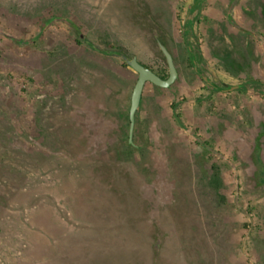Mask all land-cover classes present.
<instances>
[{"label": "rangeland", "instance_id": "obj_1", "mask_svg": "<svg viewBox=\"0 0 264 264\" xmlns=\"http://www.w3.org/2000/svg\"><path fill=\"white\" fill-rule=\"evenodd\" d=\"M249 1L0 0V264H95L123 231L125 264H264ZM158 40L179 77L145 84L130 143L138 73L112 52L157 70Z\"/></svg>", "mask_w": 264, "mask_h": 264}, {"label": "water", "instance_id": "obj_2", "mask_svg": "<svg viewBox=\"0 0 264 264\" xmlns=\"http://www.w3.org/2000/svg\"><path fill=\"white\" fill-rule=\"evenodd\" d=\"M160 49L166 58V62L169 69L168 77L164 78L159 75L155 70L141 62L136 55L129 56L124 52H120L121 56L124 58L125 62L130 65L133 69H135L138 73V78L136 80L135 86L133 88L131 94V104L129 109V119H130V128H129V142L133 143V134L135 128L136 121V113L138 112L142 94L147 82H152L155 85L161 87H169L171 86L179 77V72L177 69V65L174 60V55L168 49V47L163 44L160 40H158Z\"/></svg>", "mask_w": 264, "mask_h": 264}, {"label": "trees", "instance_id": "obj_3", "mask_svg": "<svg viewBox=\"0 0 264 264\" xmlns=\"http://www.w3.org/2000/svg\"><path fill=\"white\" fill-rule=\"evenodd\" d=\"M116 52H123V51L117 50V51H114L112 53H116ZM146 65H148V64H146ZM149 67H151V66H149ZM152 69H154V68H152ZM155 71L159 75H161L162 77H164V78L168 77V75H169V69H168V65L167 64L160 65L158 67V69L155 70ZM242 86H246V85H242ZM239 87H241V86L238 85L236 88H239ZM114 196L115 195L113 194L111 197H114ZM127 228L128 227H126V230H127ZM127 232L129 233L130 231H127ZM122 233H124V231L123 232H120V234L119 233H116V234H113L111 236H109V234H107V236L110 237L109 239L112 240L113 243H115L116 247L112 251H116V252H114V253L111 252L109 254L107 252H110V251L105 252L103 249H100L103 252H105V253H102L100 251H97L99 249H95L96 252H97V254L94 255L95 259H94L93 262L95 264H125L124 263V260L122 259V257H124V258H125V256H128L129 257V255L131 254V251L132 250H131V247H128V249L125 248L126 244H123V243H121V242L118 241L119 240L118 238H119V236ZM97 239L100 240L101 237L100 238H96V240ZM123 240H126V239H123ZM89 261L91 262L90 259H89Z\"/></svg>", "mask_w": 264, "mask_h": 264}, {"label": "crops", "instance_id": "obj_4", "mask_svg": "<svg viewBox=\"0 0 264 264\" xmlns=\"http://www.w3.org/2000/svg\"><path fill=\"white\" fill-rule=\"evenodd\" d=\"M259 1L260 0H250L249 2H251L250 4L252 5L248 10L249 11H259L260 12V5L258 4L259 3ZM250 5L248 4V7H249ZM190 32H191V29L190 28H188L187 30H186V35H187V42H188V44L189 45H191L190 43V38L191 37H189V35H190ZM173 54V53H172ZM227 59H230V57L229 56H227L226 58H225V60H227ZM174 60H175V58H174ZM255 80V82L257 81V82H261L262 80H260V79H251V81H254Z\"/></svg>", "mask_w": 264, "mask_h": 264}, {"label": "flooded vegetation", "instance_id": "obj_5", "mask_svg": "<svg viewBox=\"0 0 264 264\" xmlns=\"http://www.w3.org/2000/svg\"><path fill=\"white\" fill-rule=\"evenodd\" d=\"M116 54H118V55H120L121 56V54H120V52H116ZM146 64V63H145ZM154 70V69H153Z\"/></svg>", "mask_w": 264, "mask_h": 264}]
</instances>
